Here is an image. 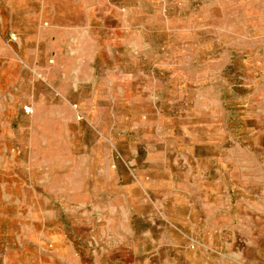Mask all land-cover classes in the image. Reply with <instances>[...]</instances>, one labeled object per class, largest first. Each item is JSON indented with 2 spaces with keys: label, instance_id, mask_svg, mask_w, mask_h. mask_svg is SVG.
Here are the masks:
<instances>
[{
  "label": "rangeland",
  "instance_id": "374dc122",
  "mask_svg": "<svg viewBox=\"0 0 264 264\" xmlns=\"http://www.w3.org/2000/svg\"><path fill=\"white\" fill-rule=\"evenodd\" d=\"M0 264H264V0H0Z\"/></svg>",
  "mask_w": 264,
  "mask_h": 264
},
{
  "label": "built area",
  "instance_id": "2783aa9c",
  "mask_svg": "<svg viewBox=\"0 0 264 264\" xmlns=\"http://www.w3.org/2000/svg\"><path fill=\"white\" fill-rule=\"evenodd\" d=\"M13 37H14V34H11V38H13ZM23 111H24V113H26V114H30V113L32 112V108L29 107V106H24V107H23Z\"/></svg>",
  "mask_w": 264,
  "mask_h": 264
}]
</instances>
